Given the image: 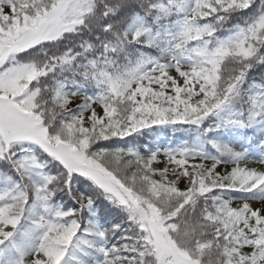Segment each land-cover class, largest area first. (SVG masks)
I'll list each match as a JSON object with an SVG mask.
<instances>
[{"label": "snow or ice", "instance_id": "1", "mask_svg": "<svg viewBox=\"0 0 264 264\" xmlns=\"http://www.w3.org/2000/svg\"><path fill=\"white\" fill-rule=\"evenodd\" d=\"M0 264H264V0H0Z\"/></svg>", "mask_w": 264, "mask_h": 264}, {"label": "trees", "instance_id": "2", "mask_svg": "<svg viewBox=\"0 0 264 264\" xmlns=\"http://www.w3.org/2000/svg\"><path fill=\"white\" fill-rule=\"evenodd\" d=\"M157 135L160 137V139L165 144L168 143V141H169L170 138H173L174 137V134H173V132L170 129L165 130V131L158 132ZM175 135H179V134L177 133ZM148 138L151 139L152 137H148Z\"/></svg>", "mask_w": 264, "mask_h": 264}]
</instances>
